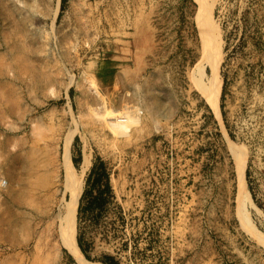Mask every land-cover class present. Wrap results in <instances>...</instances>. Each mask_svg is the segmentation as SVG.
I'll return each instance as SVG.
<instances>
[{"label":"rangeland","instance_id":"rangeland-1","mask_svg":"<svg viewBox=\"0 0 264 264\" xmlns=\"http://www.w3.org/2000/svg\"><path fill=\"white\" fill-rule=\"evenodd\" d=\"M206 34L217 109L191 79ZM65 146L77 205L97 155L113 188L98 217L76 205L89 260L264 264V0H0V264H76Z\"/></svg>","mask_w":264,"mask_h":264},{"label":"bare ground","instance_id":"bare-ground-1","mask_svg":"<svg viewBox=\"0 0 264 264\" xmlns=\"http://www.w3.org/2000/svg\"><path fill=\"white\" fill-rule=\"evenodd\" d=\"M206 43L208 47V53L206 54L205 61L198 63L193 73L191 74V79L195 85L200 88L202 94H204L208 103L217 109V98L219 96V76L218 67L220 63V56L217 52L216 44L213 46V40H215L214 35L206 34ZM217 42V40H215ZM208 64L210 70L208 73L204 71V64ZM235 157V161L238 163V170L240 175V186L238 188L239 198L242 207H246L245 203H248L250 199L249 191L245 187L244 180V156L237 149H232ZM63 165L66 170V185L65 187L69 189V198L61 202L58 211L55 212V217L58 219V239L57 241L61 244L73 257L76 264H102L98 261H92L86 258V256L81 252L75 234V213L78 196L81 191V179L80 176L75 175L73 172V164L69 155L67 146L64 147L62 155ZM83 160V159H82ZM88 158L85 157L83 160V168L87 165ZM82 164V163H81ZM237 166V165H236ZM82 168V167H81ZM253 206V205H252ZM240 211V210H239ZM52 215V214H51ZM52 218V217H50ZM54 220V217H53ZM246 222L250 225L251 230L255 239L264 245V232L257 229L251 220L246 218ZM246 224V226H247ZM249 227V228H250ZM53 250L57 251L58 248L52 245Z\"/></svg>","mask_w":264,"mask_h":264},{"label":"trees","instance_id":"trees-1","mask_svg":"<svg viewBox=\"0 0 264 264\" xmlns=\"http://www.w3.org/2000/svg\"><path fill=\"white\" fill-rule=\"evenodd\" d=\"M63 1V0H62ZM63 3V2H62ZM77 166L76 157H72ZM114 201L113 188L109 181V172L100 156L92 163L85 178V187L77 205V220L95 218L102 213L107 203ZM77 243L83 254L90 258L88 253V241L79 233L76 236ZM104 264H117V258L109 253L99 258Z\"/></svg>","mask_w":264,"mask_h":264}]
</instances>
